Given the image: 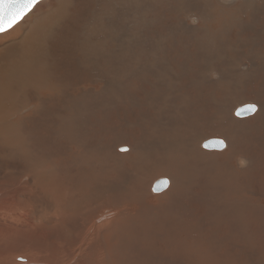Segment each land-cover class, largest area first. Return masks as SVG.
Instances as JSON below:
<instances>
[{"label":"rangeland","instance_id":"374dc122","mask_svg":"<svg viewBox=\"0 0 264 264\" xmlns=\"http://www.w3.org/2000/svg\"><path fill=\"white\" fill-rule=\"evenodd\" d=\"M49 1L37 3L23 19L29 20L20 34L2 39L23 20L0 33V52L5 50L0 60L3 57L16 62L29 59L32 78L45 77L53 84H61L55 76L58 51L55 52L54 44L63 30L64 42L76 40V55L82 57L92 48L110 53L114 49L116 64L108 75L110 82L105 86L100 82L96 95H87L88 88H85L81 90L86 94L81 100H51L47 108L54 110L52 115L33 120L20 118L18 150L0 152V264H264V179L252 178L248 169L235 171L229 157V162L219 157L226 148L220 151L202 148L205 140L226 138L224 141H229L236 151L240 146L259 150L256 160L264 165V112L260 119L252 120L259 105L264 108V50L260 46L264 39L259 40L262 33L254 30L259 27L260 18H264V0H254V6L248 10L233 6L224 8L227 12L212 13L213 6L205 0H129L127 8L123 0ZM229 16L238 21L229 23L227 31L219 30L217 22L212 25L211 36L205 38L198 29L193 36L188 34L195 45L179 40L185 39V32L179 26L182 19L192 18V23L200 27L209 26L208 19L226 21ZM92 18L94 23L84 27V22ZM170 22L174 24L171 26ZM242 31H247V35L239 33ZM26 35L41 38V43H35L40 44V49L9 50L17 47ZM125 42L132 44V56L130 62L124 63L119 56ZM184 47L187 50H179ZM176 49L184 54L192 49L195 52L186 55V63L178 59L180 64L178 61L172 64L171 58L166 60L163 54ZM138 51L143 57L136 61ZM39 55H44L41 60ZM193 57L195 64L191 67L188 63ZM86 59L81 60L79 56L77 77L89 65L90 58ZM97 62L92 72L101 76L105 72L103 61ZM4 76L16 77L9 63L0 64V79ZM190 80L195 86L206 88L205 109L182 110L188 99L178 91L183 81ZM151 83L157 87L150 92V97L148 91L143 96L146 105L143 110L149 104L146 113H155L159 108L160 115L150 119L142 117L143 110L135 112L137 103L130 92L137 85ZM31 97V92L20 89L18 106ZM3 100L0 96V102ZM245 105H254L257 109L251 114L236 116L237 109ZM121 109H127L128 113ZM40 123L45 127L38 133L35 129ZM104 125L108 127L96 135V141H85L93 127L102 129ZM43 131L51 135L56 148L72 152L68 155L70 158L66 156L55 163L49 152L41 151L37 138L38 135L42 138ZM94 143L95 151L88 158L91 160L79 155L81 151L84 154L85 144L93 147ZM124 154L127 155L122 157ZM38 162L42 166L50 165L48 177L42 171L36 177ZM161 178L170 181L169 188L152 193L151 186ZM170 192L174 193L172 197ZM165 193L166 204L163 202L159 208L147 207L138 218L124 217L114 210L121 199L139 204L147 196L157 198ZM189 205L195 208L193 222L190 220L194 225L182 227L178 218L182 221Z\"/></svg>","mask_w":264,"mask_h":264},{"label":"bare ground","instance_id":"6f19581e","mask_svg":"<svg viewBox=\"0 0 264 264\" xmlns=\"http://www.w3.org/2000/svg\"><path fill=\"white\" fill-rule=\"evenodd\" d=\"M43 1V0H42ZM52 1V0H50ZM49 1V2H50ZM207 5H212L213 7L210 8V12H214L215 10H218V11H224V12H227L226 10H224V8H227V7H233V6H238V7H241L242 9H249L250 7H253L254 5H252L253 1L254 0H241L239 2H236V0H205ZM124 2V5H125V8L128 7V2L129 0H123ZM255 3V2H254ZM257 4V3H256ZM177 6V5H175ZM209 6H207V8H209ZM96 8V7H95ZM184 8V7H183ZM255 8V7H254ZM108 9V8H107ZM189 9V8H188ZM167 10V9H166ZM246 10V11H247ZM252 10V9H251ZM257 10V9H256ZM96 11H99V10H96ZM194 11V9H193ZM217 11V12H218ZM241 11V9H240ZM245 12V11H244ZM258 13V12H257ZM260 13V12H259ZM242 14V13H241ZM244 14V13H243ZM30 15V14H29ZM195 15V14H194ZM261 15V14H260ZM243 16V15H242ZM247 16V15H246ZM241 17V16H240ZM236 17H233V16H229L227 19H225L226 21H223L222 19H208L210 21L209 23V26L206 25V24H203V25H200V27H197V23L196 24H193L192 23V18L187 21V20H184L182 19L181 22H179V26L182 28V30L185 32V39H179L182 43H187L189 45H195V42L194 40L188 35H192L193 36V33L195 31L200 30L205 38L207 36H211L213 34V30L214 28H212V25L213 23H217L219 22L220 25H219V30H226L228 29V25L229 23H233L235 21H238V20H235ZM243 18V17H242ZM245 18V17H244ZM75 19V17L73 18V20ZM196 19V18H195ZM261 20L259 21V27L258 28H255L254 30H257L259 31V33H262V35L259 37V40H262L264 39V18H260ZM29 19H26L24 22H22V24H20L19 26H17L10 34H7L5 35L2 39H6V38H13V36H16L20 31H23L25 30V26H26V22L28 21ZM72 20V19H71ZM72 20V21H73ZM197 20V19H196ZM245 20V19H243ZM254 21H255V18H254ZM78 22V21H77ZM191 22V23H190ZM193 22H196L193 20ZM239 22H241V19H239ZM243 22V21H242ZM246 22V21H245ZM94 23V20L93 18L89 21H85L84 22V27H87L88 25ZM169 25H173L174 23L170 22L168 23ZM241 25V24H240ZM245 25V24H244ZM232 24L229 26L231 27ZM250 26V25H249ZM93 27V26H92ZM92 27L89 29L88 32L91 31ZM216 29V28H215ZM243 29V28H242ZM212 30V31H211ZM244 30V29H243ZM220 31V33H221ZM61 34H60V39H58L54 46H55V52L56 50L58 51V53L56 54L57 55V61H58V64L55 68V76L57 77V79L60 81L61 84H53L54 82L51 80V79H46L45 77H41L40 79L37 80V76L32 78V72H33V69L32 67L30 66L29 64V59H24L22 61H20V59H18V61L16 62L15 60H10V59H7L5 57H3L1 60H0V64L2 66H5L7 63H9L11 66H12V69L14 70V73L16 75V77L14 76H4L2 79H0V96L3 97V101L0 102V152H3V151H13L16 152L18 150V147H19V121H20V118H24V119H40L42 117H44L46 114H49L51 113V115L54 113V110L51 109V108H47V104L49 103H52L50 102L51 100H59V99H75V100H81L85 97L86 94L82 93L81 90H84L85 88H88L86 89L87 91V95H91V96H94L97 94V88L98 86H100V84L102 83L103 86L107 85L110 80H111V77H109L108 75L111 73V69L113 68L114 66V63L116 64V60H113L114 57H115V54H114V49H110L111 53L109 51H100L96 48H92L91 50L87 51L84 55H76L75 53V47H76V40H72L71 43L70 42H64L63 41V34L65 31H60ZM239 33H244V35H247V31H242V32H239ZM20 34V33H19ZM218 35V34H217ZM38 35H36L37 37ZM215 37V36H214ZM227 37V36H226ZM23 38V37H22ZM219 38V37H218ZM217 38V39H218ZM239 39V38H238ZM21 40V39H20ZM256 40V39H255ZM42 39L39 38V39H35V37H31V36H25V38L20 41L18 44H17V47L13 46L11 49L9 50H14L16 48H21L24 52H30L31 50H33L34 48H39L40 44H37L35 45L36 42H39L41 43ZM248 41V40H247ZM250 41V40H249ZM238 42V41H237ZM243 42V41H242ZM240 42V43H242ZM246 42V40H245ZM181 43V44H182ZM203 43V42H202ZM201 43V44H202ZM208 42H206L207 44ZM218 43V42H217ZM215 46H216V43H214ZM132 44L129 43V42H125L122 50H121V54L119 56L122 57V61L125 63V62H130L131 60V56H132V48L130 49V46ZM250 45V44H249ZM45 46V45H44ZM43 46V47H44ZM260 46L263 48L264 50V43H260ZM197 47V46H196ZM253 47L250 46V48ZM218 48V47H217ZM109 49V48H107ZM181 49H185L187 50L186 47L184 48H179V50ZM8 50V49H6ZM178 49L176 50H172V52H168V53H165L163 54V56L165 57L166 60H170V62L172 64H175L178 59L181 60V62L183 61L184 63H186V55H192L194 54V50H190L188 54H184L183 52L181 53ZM214 50V48H213ZM5 51V50H3ZM0 52V55L3 53ZM91 51V52H90ZM223 51V50H222ZM252 51V50H251ZM94 52V55L93 53ZM211 52V51H209ZM213 52V51H212ZM219 52V50H218ZM221 52V51H220ZM219 52V53H220ZM225 52V51H224ZM254 52V51H253ZM256 52V51H255ZM260 53V51H259ZM45 55V53H43ZM138 56L136 57V61H139L140 59H142L143 57V53L141 51H138L136 53ZM208 54V52H207ZM221 54V53H220ZM44 55H39V59L41 60L42 56ZM217 55V54H215ZM79 56L82 60L83 57L85 58H90V60L88 61L89 65L87 66L86 63L85 65L87 66L84 70H82L81 74L79 75V77H77L76 75V71L75 70H78V61H79ZM158 56V55H157ZM195 56V55H194ZM208 56V55H207ZM211 56V55H210ZM245 56V55H244ZM177 57V58H176ZM181 57V58H180ZM242 57V56H240ZM210 58V57H209ZM208 58V59H209ZM248 58V57H247ZM86 59V60H87ZM191 59V58H190ZM212 59V58H211ZM85 60V62H86ZM103 61L102 62V68L103 70H105L104 74L101 75V76H97V74H95V72H92V69L95 68V65L96 64H99L97 61ZM248 60V59H247ZM165 61V60H164ZM200 59H199V63H200ZM213 62V60H211ZM259 61V60H258ZM263 61V60H262ZM180 62V63H181ZM190 62V61H189ZM48 63V62H47ZM179 63V61H178ZM179 63V64H180ZM198 63V65H199ZM32 64V62H31ZM121 64H123L121 62ZM191 67H193V65L195 64V61H194V57H193V61L191 59V62L188 63ZM262 64V63H261ZM254 65V64H253ZM251 66V65H249ZM257 66V65H256ZM264 66V64H263ZM143 68V67H142ZM189 68V67H188ZM243 68V67H242ZM257 68V67H256ZM260 68V67H259ZM262 68V67H261ZM137 69V68H136ZM163 69V68H162ZM236 69V68H235ZM241 69V68H240ZM252 69V68H251ZM234 70V69H233ZM260 70V69H258ZM80 71V70H79ZM52 72V71H51ZM69 73L67 76H65L64 73ZM214 72V71H213ZM262 72V71H261ZM260 72V73H261ZM149 73V72H148ZM181 73V72H180ZM193 73V72H192ZM225 73V72H223ZM227 73V72H226ZM241 73V72H240ZM160 74V73H159ZM173 74V73H172ZM186 74V73H185ZM263 74V72H262ZM41 75V74H40ZM45 75V74H44ZM147 75V74H146ZM152 75V74H150ZM184 75V74H183ZM211 75V74H210ZM257 75V74H256ZM224 76V75H223ZM235 76V75H234ZM40 77V76H39ZM54 77V76H53ZM249 77V75H248ZM257 77V76H256ZM261 77V76H259ZM258 77V78H259ZM4 78H10V80L6 81ZM176 78V77H175ZM185 78V77H183ZM72 79H74V81H72ZM125 79V78H124ZM142 79V78H141ZM216 79V78H215ZM55 80V79H54ZM174 80V79H173ZM180 80V79H178ZM176 80V81H178ZM156 81V80H154ZM253 81V80H252ZM101 82V83H100ZM129 82V81H128ZM189 83H186L183 81L182 84V89H180L178 91V93L182 96H184L185 98L188 99V101L182 106V110L183 111H186V110H190V109H193V110H200L201 108L205 109L206 106H207V103H208V93H207V90L205 87H203L202 85L198 86V85H194L191 80L188 81ZM130 83V82H129ZM150 83V82H148ZM215 83V82H214ZM105 84V85H104ZM137 84V83H136ZM233 84V83H232ZM257 84H258V81H257ZM122 85V84H121ZM155 87H157L156 84L154 83H151V84H148L146 86V84H142V86L140 85H137L136 89H134L133 91L130 92V96L131 98L137 103V107L135 108V112H141L143 110V107H144V103H145V98L143 96L146 95L147 91H148V95L150 97V92L154 91L155 90ZM208 88V87H207ZM214 88V87H213ZM223 88V87H222ZM251 88V87H250ZM20 89H25L27 90L28 92H31L32 93V97L27 99L25 101V103L22 105V106H18V98H17V93L18 91H20ZM225 89V88H224ZM256 91V90H255ZM216 92V91H215ZM218 92V91H217ZM248 92V91H247ZM220 94V93H219ZM214 95V94H213ZM217 95V94H216ZM221 96V95H220ZM223 96V95H222ZM175 96H170V98H173ZM237 97V96H236ZM212 98V97H211ZM242 98V97H241ZM244 98V97H243ZM247 98V97H246ZM117 100V99H116ZM137 100V101H136ZM148 100V98H147ZM255 100V99H254ZM86 101V100H85ZM118 101V100H117ZM247 101V100H246ZM256 101V100H255ZM259 101V99L257 100ZM6 102V103H5ZM56 102V101H55ZM84 102V101H83ZM119 102V101H118ZM218 102V101H217ZM61 103V102H60ZM131 103V102H130ZM235 103V102H234ZM260 103V102H259ZM120 104V103H118ZM219 104V103H217ZM221 104V103H220ZM233 104V103H232ZM241 104V103H240ZM257 104V103H255ZM262 104V103H261ZM212 105V104H211ZM239 105V104H238ZM126 106V105H125ZM146 106V105H145ZM161 106V105H160ZM149 107V104L147 106V108H145V111L143 110V112H141L142 114V117H147V116H151V117H157L160 115V110L159 108H156L158 109L157 112H153V113H146V110L148 109ZM165 107V106H164ZM217 107V106H216ZM256 107V106H255ZM123 108V107H122ZM126 108V107H125ZM133 108V107H132ZM173 108V105H170L169 107V110H172ZM233 108V107H232ZM236 108V106H235ZM134 109V108H133ZM257 109V107H256ZM57 110V109H56ZM209 110V108H208ZM228 110V109H227ZM57 111H60V112H63V109H59ZM120 112V110H119ZM121 112H125V113H128L127 109H121ZM162 112V111H161ZM256 114L254 116V118L252 120H258L260 119L261 115L263 114L264 112V108L261 107V105H259L258 107V111L256 110L255 111ZM67 113V112H66ZM124 113V114H125ZM204 114V113H203ZM212 115V114H211ZM128 116V114H127ZM252 116V115H251ZM150 117V119H151ZM211 117V116H210ZM166 118V117H164ZM246 118V117H245ZM251 118V117H249ZM129 119V118H128ZM133 119V117L131 116V120ZM144 119V118H143ZM150 119L148 118V120L150 121ZM229 119V118H228ZM193 120V119H192ZM247 120V119H245ZM78 121V120H77ZM91 121V120H90ZM127 121V120H125ZM129 121V120H128ZM261 123V122H260ZM43 123H40L36 126V129L35 130H38V133L42 131V129L45 127V125H42ZM109 124H111V122H109ZM148 124V123H147ZM177 124V123H176ZM188 124V123H187ZM214 124V123H212ZM217 124V123H215ZM205 125V124H204ZM254 125V124H253ZM181 126V125H180ZM53 127V126H52ZM108 125H104L102 127V129H95L93 127V129L91 130V132L89 133L88 137L85 139L86 142H93V141H96L97 140V137L96 135L100 134V131H106ZM183 127V126H182ZM190 127V126H189ZM200 127H202L200 125ZM49 129H51L50 127H48ZM54 128V127H53ZM162 128V127H161ZM181 128V127H180ZM187 128V127H186ZM197 128V126H196ZM209 128V127H208ZM212 128V126H211ZM175 129V128H174ZM188 129V128H187ZM206 129V127H205ZM219 129V128H218ZM256 129V128H255ZM254 129V130H255ZM78 130V129H77ZM173 130V129H172ZM184 130V129H183ZM196 130V129H195ZM198 130V129H197ZM247 130V129H246ZM250 130V129H249ZM114 131V130H113ZM164 131V130H163ZM162 131V132H163ZM174 133L175 130H173ZM186 131V130H185ZM191 131V130H190ZM189 131V132H190ZM199 131V130H198ZM224 131V130H223ZM252 131V130H251ZM203 132V131H201ZM108 134L110 133L113 137V132L112 131H109L107 132ZM138 133V131H134V134L136 135ZM147 133V132H146ZM167 133V132H166ZM179 133H181V131L179 130ZM204 133V132H203ZM209 133V132H208ZM37 133H35L36 135ZM74 134V133H73ZM107 134V135H108ZM132 134V133H131ZM133 134L134 138H136V136ZM162 134V133H161ZM165 134V132H164ZM183 134V133H182ZM189 134V133H188ZM196 134H198L196 132ZM226 134V133H225ZM229 134V133H228ZM79 135V134H78ZM146 135V134H145ZM173 135V133H172ZM185 135V134H184ZM187 135V134H186ZM190 135V134H189ZM199 135V134H198ZM80 136V135H79ZM165 136V135H164ZM169 136V135H168ZM180 136L182 137V135L180 134ZM200 136V135H199ZM208 135H206L207 137ZM210 136V135H209ZM104 137V136H103ZM166 137V136H165ZM171 137V136H169ZM214 137H215V134H214ZM41 139V140H39ZM81 139V138H80ZM113 139V138H112ZM141 139V138H140ZM187 139V138H186ZM201 139V138H199ZM212 139V138H211ZM213 139H218V138H213ZM226 138H224L225 140ZM175 140V139H174ZM183 140V139H182ZM190 140V139H189ZM196 140V139H195ZM203 140V139H202ZM209 140V139H208ZM223 141L224 143V148L221 149V150H224L225 148L227 149V151L223 152V154L219 157L221 158H225L227 159V157H229L230 159V164L233 166V168L235 169V171L239 172V170H244V169H248L250 171V175L252 178L256 179V178H259V179H264V165L262 163H258V161L256 160V155H257V152L259 150L257 149H254V148H249V147H244V146H240L238 147V150L236 151L235 148L230 144V142L228 141ZM83 141V139H82ZM84 141V143H85ZM152 141V140H151ZM180 140L178 139L177 142V147L179 146L178 145V142ZM184 141V140H183ZM206 141V140H205ZM23 142V141H22ZM132 142V141H131ZM37 143L39 144L40 146V150L43 151V152H49L52 156V158L54 159L55 163L58 161V160H63L65 159L64 157L70 155V153L72 152H69L68 150H64L61 149V148H56V144L53 143V140H52V137L50 134H46L45 131L42 132V138H40V136L38 135V138H37ZM66 143V142H65ZM169 143V142H167ZM174 143V142H173ZM196 143V142H195ZM204 142H202L203 144ZM79 144V143H78ZM82 144V143H81ZM87 144V143H86ZM85 144V147L87 149H85L84 151V154L83 152L81 151V153L79 154L80 156H84L85 158H88L89 157H92L91 153L93 151H95V146H96V143H94V146L93 147H89V145H86ZM146 144V143H145ZM161 144V143H160ZM199 144V143H198ZM21 145V144H20ZM168 145V144H167ZM172 145V144H170ZM22 146V145H21ZM169 146V145H168ZM190 145L187 146V148L189 147ZM194 146V145H193ZM198 146V145H197ZM58 147V146H57ZM70 147V146H69ZM128 147V146H127ZM159 147H162V144L159 146ZM165 147V146H164ZM23 148V147H22ZM105 148V146H104ZM120 148V147H119ZM203 148V147H202ZM101 149V148H100ZM168 149V148H167ZM175 149H179V148H176ZM204 149V148H203ZM225 149V150H226ZM128 150H130V148L128 147ZM170 150V148H169ZM206 151H220V150H208V149H205ZM30 151V150H29ZM149 151V150H148ZM172 151V150H171ZM169 151V152H171ZM183 151V150H182ZM187 151V150H186ZM185 151V152H186ZM249 151V153L247 152ZM25 152V151H23ZM79 152V151H78ZM143 152V150H142ZM179 152V151H178ZM192 152V151H191ZM181 153V152H180ZM11 154V153H9ZM16 154V153H15ZM138 154V153H137ZM140 154V152H139ZM142 154V153H141ZM186 154V153H185ZM192 154V153H191ZM105 155V154H104ZM111 155V154H109ZM127 154H124L122 155V157H125ZM143 155V154H142ZM70 158V156H68ZM74 157V156H73ZM118 157V156H117ZM121 157V158H122ZM120 158V157H119ZM111 159V158H110ZM113 159V158H112ZM111 159V160H112ZM183 159V158H182ZM182 159H180L181 161H183ZM186 159V158H185ZM91 160V159H89ZM88 160V161H89ZM139 160V159H138ZM68 161V160H67ZM125 161V160H124ZM228 161V159H227ZM1 162V161H0ZM179 162V161H178ZM225 162V161H224ZM229 162V161H228ZM63 163V162H62ZM78 163V161H77ZM244 163L247 164L244 165ZM43 164V163H42ZM42 164L39 165V162H38V165L36 166L35 168V172H36V177L41 174L40 172L42 171L44 175H47L48 177V172L50 170V165H47L45 164V166H42ZM156 164V163H155ZM180 164V163H178ZM238 164V165H237ZM16 165V164H15ZM64 165V164H63ZM79 165V164H78ZM41 166V167H40ZM152 166V165H151ZM171 166V165H170ZM177 166V165H176ZM239 166V167H238ZM244 166H246L245 168H243ZM5 167V166H4ZM161 167V166H160ZM92 168V167H91ZM128 168V167H127ZM183 168V167H181ZM2 169V168H1ZM8 169V168H7ZM13 169V168H12ZM3 170V169H2ZM10 170V169H8ZM14 170V169H13ZM161 170H162V167H161ZM212 170V169H210ZM173 171V170H172ZM220 171V170H219ZM218 171V172H219ZM5 172V171H4ZM181 172V171H180ZM6 173V172H5ZM76 173V172H75ZM157 174V173H156ZM168 174V173H167ZM176 174V173H175ZM233 174V173H232ZM13 175V174H11ZM84 175V174H83ZM96 175V174H95ZM153 175V174H152ZM75 176V175H74ZM157 176V175H156ZM175 176V175H174ZM179 177V176H178ZM10 178H13V177H10ZM43 178V177H42ZM46 178V177H45ZM44 178V179H45ZM63 178V177H62ZM146 178V177H145ZM156 178V177H155ZM234 178V177H233ZM89 179V178H88ZM105 179V178H104ZM144 179V178H143ZM161 179H164V178H161ZM1 180V179H0ZM12 180V179H11ZM150 180V179H149ZM159 180V179H158ZM167 180V179H166ZM2 181V180H1ZM125 181V180H124ZM157 181V180H156ZM168 181V184H167V187L164 189V190H167L170 186V181ZM222 181V180H221ZM235 182V181H234ZM150 183V182H149ZM219 183V182H218ZM224 185V183H223ZM238 185V184H237ZM5 187V186H4ZM10 187V186H9ZM68 187V186H67ZM109 187V186H108ZM177 187V186H176ZM8 188V187H6ZM175 188V187H174ZM173 188V189H174ZM58 189V188H57ZM172 189V188H171ZM172 189V190H173ZM163 190V191H164ZM171 190V191H172ZM257 190V189H256ZM255 190V191H256ZM2 191V190H1ZM151 191H152V186H151ZM162 191V192H163ZM169 191V190H168ZM176 191V190H173V192ZM227 191V190H226ZM260 191V190H259ZM257 191V192H259ZM122 192V191H121ZM129 192V191H128ZM218 192V191H217ZM251 192V191H250ZM5 193V192H4ZM152 193H156V192H153ZM161 193V192H160ZM166 193H169V192H166ZM163 194L162 196H159L157 198H150L149 196H147V199L141 201V203H132L133 200H128L127 198L125 199H121L120 201H118L117 204L114 205V210L117 214H124V217H131V216H135V218H138L142 213H143V209H146L147 207H157L159 208L160 205L164 202V198H166V195L167 194ZM170 192V196L172 197V193ZM190 193V192H189ZM215 193V192H214ZM242 193V192H241ZM213 193H211L212 195ZM256 194V193H255ZM5 195V194H4ZM94 195V194H93ZM169 195V194H168ZM176 195H177V191H176ZM176 195H174V197L176 198ZM220 194H218L219 196ZM242 195V194H241ZM217 196V197H218ZM227 196V195H226ZM91 197V196H89ZM170 197V198H171ZM164 199V200H163ZM219 199V198H218ZM224 199V198H223ZM101 200V199H100ZM166 202L168 200H165ZM221 201V200H219ZM258 201V200H257ZM102 202V201H101ZM177 203V202H176ZM256 203V202H255ZM164 204H166L164 202ZM226 205V203H225ZM224 205V207H225ZM259 205V204H258ZM227 206V205H226ZM256 206V205H255ZM223 206H221L222 208ZM254 207V206H253ZM78 208V207H77ZM194 206L192 205H189V209L187 211H184L183 212V219L181 221V217H177L181 226L182 227H192L194 225V223H191L190 220L193 219V215H194ZM220 209V208H218ZM158 211V210H157ZM169 212V210H167ZM261 212H263L262 209H260ZM166 212V211H165ZM170 213V212H169ZM168 213V214H169ZM182 213V212H181ZM252 213V212H251ZM178 214V213H176ZM163 215V214H162ZM160 215V216H162ZM202 215V214H201ZM207 215V214H206ZM112 216V215H111ZM170 216V215H169ZM168 216V217H169ZM179 216V215H178ZM209 216V215H208ZM251 216V215H250ZM249 216V217H250ZM25 217V215H24ZM185 217V218H184ZM199 217V216H198ZM263 217V216H262ZM162 218V217H161ZM168 219V218H167ZM170 219V218H169ZM236 220V217L233 216V219H232V222H234ZM249 220V219H248ZM264 220V219H263ZM163 221V220H162ZM165 221V220H164ZM192 221V220H191ZM198 221V220H197ZM247 221V220H246ZM250 221V220H249ZM193 222V221H192ZM251 222V221H250ZM77 223V222H76ZM249 223V222H248ZM100 224V223H99ZM233 224V223H232ZM245 224V223H244ZM250 224V223H249ZM195 225H198V224H195ZM241 225V224H240ZM237 226V225H235ZM234 226V227H235ZM103 227V226H102ZM228 227V226H227ZM243 227V226H242ZM250 227V226H249ZM189 229V228H188ZM191 229V228H190ZM193 229V228H192ZM238 229V228H237ZM236 229V230H237ZM107 232V231H106ZM189 236V235H187ZM96 238V237H95ZM103 240V239H102ZM105 242V240H104ZM95 244V243H94ZM98 244V243H97ZM191 245V243H189ZM86 246V245H85ZM91 246V245H90ZM99 246V245H97ZM260 246V245H259ZM92 247V246H91ZM95 247V245H94ZM194 249V248H193ZM191 249V250H193ZM85 251V250H84ZM100 251V250H99ZM189 251V250H188ZM187 251V252H188ZM95 253V252H94ZM100 253V252H99ZM194 253V251H193ZM191 253V254H193ZM201 253V252H200ZM239 253V252H238ZM1 255V254H0ZM89 255V254H88ZM67 257V256H66ZM74 257V256H73ZM68 258V257H67ZM24 259V258H23ZM22 259V260H23ZM207 260H205L204 262H206Z\"/></svg>","mask_w":264,"mask_h":264},{"label":"snow or ice","instance_id":"6c2138e0","mask_svg":"<svg viewBox=\"0 0 264 264\" xmlns=\"http://www.w3.org/2000/svg\"><path fill=\"white\" fill-rule=\"evenodd\" d=\"M38 2L39 0H0V33L20 23ZM249 110L254 108L249 106Z\"/></svg>","mask_w":264,"mask_h":264},{"label":"water","instance_id":"95a60500","mask_svg":"<svg viewBox=\"0 0 264 264\" xmlns=\"http://www.w3.org/2000/svg\"><path fill=\"white\" fill-rule=\"evenodd\" d=\"M41 1V0H39ZM249 106H252L254 110H249ZM254 105H245L237 109L236 116H245L255 111ZM239 113V114H238ZM204 149L208 150H221L224 148V143L221 139H209L202 144ZM168 181L166 179H159L152 185V191L156 193L162 192L167 187Z\"/></svg>","mask_w":264,"mask_h":264}]
</instances>
